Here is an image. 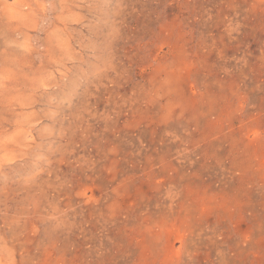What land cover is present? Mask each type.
Returning <instances> with one entry per match:
<instances>
[{
  "label": "rangeland",
  "instance_id": "1",
  "mask_svg": "<svg viewBox=\"0 0 264 264\" xmlns=\"http://www.w3.org/2000/svg\"><path fill=\"white\" fill-rule=\"evenodd\" d=\"M0 264H264V0H0Z\"/></svg>",
  "mask_w": 264,
  "mask_h": 264
}]
</instances>
